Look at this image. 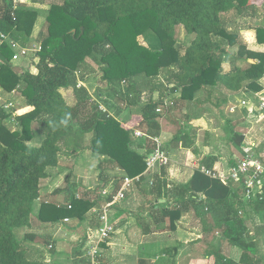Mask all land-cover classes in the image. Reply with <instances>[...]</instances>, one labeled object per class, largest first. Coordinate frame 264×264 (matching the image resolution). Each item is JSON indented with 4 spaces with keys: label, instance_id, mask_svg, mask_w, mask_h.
<instances>
[{
    "label": "trees",
    "instance_id": "trees-1",
    "mask_svg": "<svg viewBox=\"0 0 264 264\" xmlns=\"http://www.w3.org/2000/svg\"><path fill=\"white\" fill-rule=\"evenodd\" d=\"M262 9L264 0H57L44 11V25L34 39L40 47L35 54V71H25L14 65L15 49L9 41L27 45L41 10L15 0H0V34L9 38L0 45V90L19 98L18 107L5 109L0 105V264H46L44 254L27 244L33 241V235H24L20 242L14 232L30 226L41 181L48 177L49 170L59 166L61 154L73 156L89 150L100 156V188L113 184L114 194L124 176H140L137 185L144 181L146 158L153 144L146 138L142 140L149 142L150 148L136 143L134 139L139 138L133 132L140 130L158 137L163 116L156 112L158 107L171 115L173 109L192 101L203 88L222 87L236 93L246 87L261 93L264 52L248 49L240 33L228 29L224 16L234 11L238 16L256 17ZM262 18V25L254 29L260 45H264V15ZM181 31L184 43L178 37ZM231 49H235L232 54ZM228 55L231 64L224 70ZM87 59L100 64L102 83L114 99L113 103L107 97L100 99L106 113L99 111V104L91 103L86 87H78L85 80ZM159 75L164 81L156 87L151 81ZM139 76L148 82L151 92L161 88L157 99L141 101ZM63 89L73 91V106L66 103ZM255 94L258 108L260 101ZM168 95L177 98L169 100ZM21 107L31 110L16 114ZM113 109L125 111L128 119L121 122L110 113ZM87 135H91L88 145ZM245 135H234L240 158ZM36 138L38 145L31 143ZM187 138L180 132L172 142L190 148ZM254 150L261 154L259 147ZM169 163L158 169L162 172L153 177V186L148 181L150 189L158 190L159 199L161 190L175 196L173 205L157 204L153 209L156 227L172 230L184 213L193 210L205 231H220L223 241L241 250L235 262L221 249H214V264H262L264 227L250 228L248 221L250 212L264 214V183L258 191L263 199L246 201L241 185L236 191L201 172L199 167L214 170L212 163L202 161L187 183L168 189L164 176ZM115 170L122 175L111 174ZM92 198H76L71 193L63 204L44 198L36 219L39 223L82 219L99 202ZM247 205L249 212H245Z\"/></svg>",
    "mask_w": 264,
    "mask_h": 264
},
{
    "label": "crops",
    "instance_id": "crops-1",
    "mask_svg": "<svg viewBox=\"0 0 264 264\" xmlns=\"http://www.w3.org/2000/svg\"><path fill=\"white\" fill-rule=\"evenodd\" d=\"M259 16L260 17L256 18H242L236 15L235 22L227 26L229 30H234L232 27L238 24L239 27L234 31L240 33L248 49L264 52V45L257 43L254 31L256 27L262 25L263 14L260 12ZM244 23L245 25H242ZM180 41L182 43L183 40L180 39ZM230 51L232 54L235 52V49H231ZM224 59L223 68L224 70H228L231 64V56L228 55ZM87 62H89V60ZM33 71H35V68ZM88 75L86 73L85 80L80 81L83 87H88V85L92 83ZM160 80H162L160 76L155 77L153 83L157 85ZM260 84H264L263 79L260 81ZM148 91L149 96L153 99L157 98L159 95L158 90L153 92L150 90ZM61 93L69 106H73L76 103L74 93L71 89H63ZM254 94L255 93L251 92L246 87L236 93L229 92L222 87L203 88L199 90L192 101L183 102L179 105L178 109L172 110L171 115L162 116V119L159 121L160 132L158 137L163 142V147L170 159L169 166L165 168L164 180L171 186V189L187 183L195 167L202 165V161L210 162L212 163V169L226 173L232 163L237 162L241 156L240 148H237V154L233 155L229 160V164L224 167L221 152L213 148L214 142H204L201 152L197 153V155L195 153L196 151H190V148H184L181 144L176 146L172 142L173 138L180 132L188 137V134H193L192 129L196 126L198 128L204 126L210 135H216L215 127L219 121L225 124V126L222 125L223 127L232 129L237 127L242 128V126L248 127L250 120L256 121V115L258 114L256 111L257 108L254 105V103L257 104L254 102ZM4 95L7 94L0 90V100L3 99L2 97H4ZM176 96H178V92ZM176 96L168 95V98L171 100L173 97L177 98ZM242 100H245L247 104H249L244 107L240 106L239 101ZM232 106L235 107V111L230 113L229 109ZM30 110V107H21L18 109V112L22 114ZM114 114L117 115L121 122L129 117L125 111L119 109H114ZM263 115L264 113H262V116ZM178 119H181L180 123H178ZM257 121L262 122L263 125L264 116ZM186 124H188L187 127H185ZM175 125H177L176 129ZM263 129H261L260 126V131H263ZM187 131H189V133ZM243 131L241 135L245 133ZM246 138L249 140L247 136ZM37 141L39 143V138H36L31 143L38 145ZM134 141H136V143H144L146 147L150 148V144H147L149 142H144L142 138L134 139ZM256 145L260 150H263L264 139L257 140ZM139 152H143V149H140ZM186 153H189L195 158L193 163H184L181 161L182 155ZM161 172L162 170H156L153 173L145 175L141 185H133L128 191L125 199L112 208L109 220L115 231L109 240L105 244H102L98 256V264H214V257L211 253L217 248L221 249L222 254L226 258L237 262L240 258L241 250L223 241L220 231H205L200 217L193 210L184 213L182 217L175 222L172 230H163L156 227L154 219L152 218V216H155L153 209H157V204L173 205V199L175 198V196L173 197L169 193L165 194V191L161 190L162 199H159L157 195L158 190L154 191L149 188L148 181L150 178L155 177V175L159 173L161 174ZM49 174L50 170L48 171V177L42 180L41 183L48 181ZM111 174H119L121 176L122 172L115 170L111 172ZM229 185L232 186L233 190H240L238 184L229 183ZM103 190H106V187L101 189V191ZM163 195L166 196L164 197ZM44 198L45 197L41 196L40 191V198L35 203L31 224L29 227H24L28 230L24 235H33V241H29L27 243L28 246L41 250L42 247L40 242L52 238L51 243L48 245L47 252L44 254L46 264H89L86 253L95 242L99 226L97 217L93 213L94 207L89 209L82 219H69L68 222H71L72 226H67L64 231L65 240L68 239L70 241L69 245H66L68 249L65 250L62 248L61 251H59L60 249L54 251L55 238H58V233H55V228L59 226L58 232H61L63 229L62 227H65L64 224L68 222L62 220L56 223H39L36 219V213L40 201ZM49 201L56 202L55 200ZM246 211L249 212L248 205L245 207V212ZM250 213L252 216L250 215L251 218L248 221V227L255 228L264 226V214L257 216L252 212ZM45 229H49L50 233H44L43 230ZM53 233L54 236L52 237L51 234ZM215 234H221V237L218 235L213 238ZM218 239L222 241L219 240L220 243H218ZM262 252L264 256V250ZM262 264H264V260Z\"/></svg>",
    "mask_w": 264,
    "mask_h": 264
},
{
    "label": "rangeland",
    "instance_id": "rangeland-1",
    "mask_svg": "<svg viewBox=\"0 0 264 264\" xmlns=\"http://www.w3.org/2000/svg\"><path fill=\"white\" fill-rule=\"evenodd\" d=\"M55 2H57V0H45L44 4H38V3H33L31 0H15V3L24 4L29 7H33L35 9L41 10V14L37 18L36 23H35V27H34L35 30H34V34L32 36L31 41L25 46L19 45L20 47H24V48L32 50L33 47L38 44L34 39L36 37V34L38 33V30L41 29V27L44 25V21H45L44 11H46V9L49 7L50 4L55 3ZM260 12L264 15L263 9L260 10ZM236 15L237 14L234 11L226 14L224 16L226 18L225 19L226 22L228 24L235 22L234 20H236L235 19ZM239 17H242V16H239ZM256 17H260L259 14ZM242 25H245V23ZM237 27H239L238 24H235V26H233L232 29L237 30ZM178 37L179 39H182L185 42L184 32L182 31L179 32ZM140 41L145 45L147 44V40L141 39ZM183 41L182 43H184ZM35 54H36L35 52L30 51L28 57L14 61V65L18 66L20 69L25 70V71L26 70L33 71L34 70L33 66L35 65V62H36ZM88 60L89 62H86V73L87 75L89 74L88 78L91 79L92 83L89 84L88 87H86V89H87L88 95L90 96L91 103L99 104L98 101L99 102L102 101V100L100 101L98 97L99 94L102 95L101 99H106L105 97H107L111 101V103H113L114 102L113 97L109 95L110 93L107 90V87L104 85V83H102V80H101L102 71H101L100 64H98L97 61L87 59V61ZM160 78L162 80H160L159 83L164 81V79L161 76ZM154 79H152L153 81L151 82H154ZM137 81H138L137 84H139V89H141L142 91L140 95L141 101L144 102L150 98L149 91H148L150 86L147 85L148 82L144 79L143 76L142 77L139 76V78L137 77ZM159 83L156 85V87L159 85ZM261 86H262L261 91H263L264 84H261ZM160 90L161 88H159V91ZM2 98L3 99L0 100V105H7L12 102L13 104L12 107L19 106L18 105L19 98L15 94L13 95V93L4 95V97ZM168 101L169 100H166V103ZM165 112L166 110L163 109L162 115L167 116ZM18 113L19 112L17 111L16 114ZM110 113L113 114L114 109ZM180 120L178 119V123H180ZM257 120L259 119H256V121L250 120V122L248 123V127L242 126V128L237 127L235 129H232L229 127H223L222 125L225 126V124L219 121L215 127L216 133L215 132L214 133L216 135H210V133L207 132L204 126H201L200 128H198L197 126L193 129L191 128L193 131V134L191 135L188 134V138H187V141H188L187 143L190 145V151L191 150L196 151V154H197L201 152L204 142H214L213 148L221 152V157L223 158L222 162L224 163V167H226L229 164L230 158L233 155L237 154L236 148H235V143H236L235 137H234L235 134H241L242 131L244 130L243 131L245 132L244 134H246V136L249 138L250 141L264 139V129H263L264 124L262 125V122L257 121ZM187 126L188 124L185 125V127ZM260 126H261V129H263V131H260ZM176 128H177V125H175V129ZM187 132L189 133V131ZM90 138H91V135L86 136V140H85L86 145L89 144ZM261 152H264V149L261 150ZM182 156L183 157L181 158V161H183L184 163L186 162L193 163L195 161V158L189 153H186ZM101 160L102 158L100 156H96L95 154L91 153L89 150H85L82 153L73 155V156L72 155L67 156L65 154H61L60 160H59V166L55 169L50 170L48 181L41 183V187H40L41 196L47 198V200L48 199L55 200L57 203L63 204L67 202L68 195H70L71 193L74 194L75 196L79 195L81 199L83 198V196L87 195V196L93 197L92 199L96 198L99 202H97L95 206H98V204L102 203L104 199V195L102 194V191L100 188L101 182L98 179V173H99L98 163ZM112 186L113 184H109L106 186V190L108 191L109 194L112 192ZM64 225L65 227H62L63 229L61 230V232H58L59 226L55 228L56 230L55 233H58V238H55L56 240L54 242V247H53L54 251L57 249H60L59 251H61L62 248L65 250L68 249L66 245H69L70 241L68 239L65 240L64 231L67 226L68 227L72 226V223L68 222V223H65ZM43 231L46 234L50 233L49 229H45ZM26 232H28V230L25 228H19L15 230L14 232L15 238L19 240L20 242H22L24 239V234ZM51 235L53 237L54 233ZM218 235L219 234L213 235V238L217 237ZM219 237H221V234L219 235ZM51 239H47V241L42 240L40 242L41 243L40 245L42 247L41 250H39V248H35V247L33 248L38 249L37 250L38 252L45 254L47 252L49 243H51ZM219 240L220 239H218V243H220ZM263 250H264V241L261 245V252Z\"/></svg>",
    "mask_w": 264,
    "mask_h": 264
},
{
    "label": "built area",
    "instance_id": "built-area-1",
    "mask_svg": "<svg viewBox=\"0 0 264 264\" xmlns=\"http://www.w3.org/2000/svg\"><path fill=\"white\" fill-rule=\"evenodd\" d=\"M9 41V38L4 35L0 34V45L3 42ZM9 43L12 45V47L15 49V53L12 57V61H16L22 58H26L29 55L30 51L37 52L39 51L40 47L39 45H35L32 50L20 47L19 44L9 41ZM81 86V84L78 85V87ZM264 93V90H263ZM256 97H258L260 104L259 107L256 109L258 114L256 115L257 119H262V113H264V96L261 93H256ZM101 99V98H99ZM99 103V111L102 113L108 112L107 109ZM241 106H246L247 102L242 100L240 102ZM12 103H9L5 105V109H10L12 107ZM162 108V109H161ZM164 107H158L156 109V112L163 114ZM230 111H234V107L230 108ZM133 135L136 138H146L147 140L151 141L153 144V149L151 153L146 158V170L144 172V175L150 174L158 170L160 167L166 166L169 163V157L164 151L162 147V142L159 137H151L146 135L140 130H135L133 132ZM247 140L246 138V144L242 147V157L238 159L235 165H232L228 168V171L226 173L222 171L217 170H209L205 167H199L200 171L204 174L220 179L226 184L229 183H235L239 186L241 185L243 187V195L246 201H251L252 199L258 198L259 200L263 199V196L259 194L260 187L264 183V153L257 154L255 152V148L257 147L256 141ZM140 182V176L136 177H129L124 176L120 188L117 192L114 194L108 193L107 190H103L102 194L104 195V199L102 203H99L98 206H94L93 213L97 217L98 222V229H97V236L95 239L94 244L89 248V250L86 253L87 260L89 264H98V256L100 254V248L102 244H105L109 238L114 233V227L110 223L109 217L110 212L112 208L121 203L128 191L131 189V187L137 183ZM241 182V184H239ZM154 184V178H150L149 185L153 186ZM168 189H171L170 185H167ZM111 195V199L107 200V196ZM76 198H79V195H76ZM70 207V206H69ZM65 222H68V219H64Z\"/></svg>",
    "mask_w": 264,
    "mask_h": 264
}]
</instances>
